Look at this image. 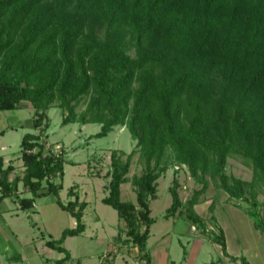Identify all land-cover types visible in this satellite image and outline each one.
Listing matches in <instances>:
<instances>
[{
	"label": "trees",
	"instance_id": "1",
	"mask_svg": "<svg viewBox=\"0 0 264 264\" xmlns=\"http://www.w3.org/2000/svg\"><path fill=\"white\" fill-rule=\"evenodd\" d=\"M23 101L33 106V125L41 130L23 136L22 177L11 180L14 166L0 156V202L16 198L28 210L36 196H56L77 222L46 240L64 253L58 264L71 258L65 239L86 230L88 202L79 196L64 202L63 184L55 181L63 178L66 160L42 141L55 102L66 112L64 124L99 123L94 137L125 126L136 140L126 159L125 151H112L102 202L124 220L120 241L137 247L143 264H152L150 203L172 164L187 167L201 187L183 203L174 178L165 217L185 216L230 260L250 264L228 251L223 229H207L195 206L209 176L231 199L248 203L254 227L264 233L255 190L264 184V0H0V111ZM137 152L145 169L129 178ZM232 155L252 168V180L228 174ZM20 181L35 197L15 196ZM129 181L136 202L122 200L121 186Z\"/></svg>",
	"mask_w": 264,
	"mask_h": 264
},
{
	"label": "rangeland",
	"instance_id": "2",
	"mask_svg": "<svg viewBox=\"0 0 264 264\" xmlns=\"http://www.w3.org/2000/svg\"><path fill=\"white\" fill-rule=\"evenodd\" d=\"M86 100L77 107L78 113L86 108ZM50 119V127L45 131L42 141L46 150L62 153L65 162L64 176H58L55 181L63 184L60 196L64 202L75 200L79 196L81 201H87L88 206L84 211L83 221L88 226L86 234L72 236L67 240V247L73 254L70 264L80 263L91 254H100L114 249L116 232L121 227L122 219L117 211L102 202V198L109 193V177L111 153L114 149L125 151L123 158H127L136 145L131 132L125 126H116L113 131L103 137H94L102 129L99 123L70 122L63 123L66 112L57 102L47 111ZM34 108L29 101H23L20 107L12 110L0 111V156L5 159V165L13 164L14 170L10 173L11 180L24 175V164L21 159L22 139L26 133H39L41 129L35 128L33 118ZM169 154L172 155L169 149ZM145 169V160L140 152H137L131 162L128 177L141 175ZM228 174L236 175L244 180L253 179V171L247 166L239 155H232L228 159ZM174 178L180 182V196L186 203L194 191L201 187L191 177L187 167L172 164L168 171L158 179V197L151 201V216L155 223L151 226L152 234L149 247L156 259L164 257L161 236L167 234L165 241L171 258L175 264H221V247L209 236L203 235L185 216L176 214L170 218L165 215L172 205L170 188ZM209 186L202 195V199L196 206L198 214L205 218L207 229L219 233L223 229L226 235L228 249L233 255H244L250 264H264V233L254 227L253 219L248 215L249 205L246 201H236L215 185V181L209 176ZM72 189V191H71ZM48 189L45 187L42 192ZM259 209L264 217V184L258 183L255 187ZM122 200H137V193L131 181L121 186ZM15 196L35 197L22 181L18 184ZM213 205L211 206V203ZM16 198H6L0 203V226H4L10 234L9 226L19 232L20 240H32L42 233L47 239L60 238L66 228L76 226V218L68 211L63 210L56 202L54 194L36 196V207L22 210L18 206ZM16 206L20 214H8L15 212ZM13 209L12 211H9ZM185 212V207L183 208ZM96 216L102 221L97 223ZM122 222V223H121ZM125 226V225H124ZM103 233V234H102ZM98 234L97 237H90ZM0 234V251L8 245L16 247L14 239H3ZM11 235V234H10ZM123 236V233H121ZM124 237V236H123ZM13 239V240H12ZM37 239V238H36ZM28 243V242H27ZM25 253L32 252V247L25 245ZM27 246H29L27 248ZM14 251H16L14 249ZM139 256H137L138 258ZM3 260V259H2ZM103 264H113L103 259ZM139 262L143 264L141 258ZM134 264V260L132 262ZM1 264V261H0ZM230 264H242L241 261Z\"/></svg>",
	"mask_w": 264,
	"mask_h": 264
},
{
	"label": "crops",
	"instance_id": "3",
	"mask_svg": "<svg viewBox=\"0 0 264 264\" xmlns=\"http://www.w3.org/2000/svg\"><path fill=\"white\" fill-rule=\"evenodd\" d=\"M8 198H11V197H8ZM4 200H2L1 202H3ZM18 204H19L18 206H20V203H18ZM18 206H16L15 212H13V213L12 212H6V215H8V214H11V215L20 214V212L18 211V208H19ZM34 206L36 207V203ZM196 206H195V210H196ZM35 207H33V208H35ZM12 210L13 209H10L9 211H12ZM95 221L97 223H100L102 221V218L100 216H96ZM121 221L123 222V223L121 222L123 227H121L119 224L120 229L118 230V232H116V236L114 238L116 241L114 243V249L111 251H107V252L105 251L103 253V255L91 254L88 257H86L85 259H83L81 261V264H103L105 262V260H103V259H105V258L107 259L108 262H111L113 264H133L132 263L133 260H134V264H141V262H139V260H138L139 257L137 258V256H140L139 255L140 252H139L138 248L133 247V246H129L127 244H122L120 241V236H119L120 232L123 233V236L125 237V233H124L125 222L123 219ZM8 227H9V231H10L11 235L6 232L4 226H0V234L2 233L1 236L3 237V239H6V240H8V239L10 240V236H11V238L14 239V240L13 239L12 240L16 244V247H14L13 249L10 248L8 245H4L2 247V249L4 251L3 252L0 251L1 264H58V260L64 257V253L59 252L58 250L53 249V248L46 245L47 238L45 236L44 237H42V235L37 236L36 237L37 239L33 237L32 240H29V241L25 240V239L20 240L19 239V236H20L19 232H21V231L17 230L18 233H16V230L14 227H11L9 225H8ZM87 231H88V226L86 224V230L82 234H86ZM151 234H152V230L150 233L149 240L151 238ZM168 234L169 233L164 234L160 238V240H162V242H164V243H162V247H161L162 248L161 250H163V252L165 253L164 257H159L158 259H156V255H154V252L149 250L151 253V256H152V264H175L176 263L175 259L171 258V255L169 254V251H168V247L166 246V243H165V241L167 240ZM94 236L97 237L98 234L90 236V237H94ZM71 237L72 236H68L63 243V245L67 249H68V247H67L66 243H67V240ZM149 240H148V249H150ZM25 245H29L33 249L32 252L29 253L28 255L24 252L25 248H26ZM29 246H27V248ZM14 249L16 251H14ZM228 251H229V249H228ZM70 253H71V251H70ZM221 255H222V257H220V258H222L221 264H230L233 262H237V261L230 260L229 257L225 256L223 254L222 249H221ZM237 256H239V255H237ZM72 258H73V254L71 253L70 259H72ZM70 259L67 260L64 264H70ZM211 264H213V262Z\"/></svg>",
	"mask_w": 264,
	"mask_h": 264
}]
</instances>
